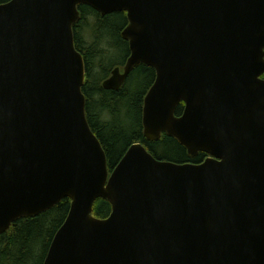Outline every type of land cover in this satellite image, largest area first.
Here are the masks:
<instances>
[{"label":"water","instance_id":"1","mask_svg":"<svg viewBox=\"0 0 264 264\" xmlns=\"http://www.w3.org/2000/svg\"><path fill=\"white\" fill-rule=\"evenodd\" d=\"M79 4L126 11L144 63V135L175 136L199 164L134 143L110 173L86 117ZM264 0H10L0 4V233L71 199L43 264H264ZM185 103L181 116L175 111ZM98 198L112 212L93 215Z\"/></svg>","mask_w":264,"mask_h":264},{"label":"trees","instance_id":"2","mask_svg":"<svg viewBox=\"0 0 264 264\" xmlns=\"http://www.w3.org/2000/svg\"><path fill=\"white\" fill-rule=\"evenodd\" d=\"M8 1L0 0V4ZM78 9L80 18L73 32L75 46L85 62L82 91L86 98V117L105 150L109 172L134 143H142L159 160L177 164L204 162L208 153L191 156L179 139L166 132L153 141L145 137L144 101L157 77L153 66L140 63L119 89L104 87V81L115 68L123 70L131 54L129 40L123 36L129 25L127 12L102 14L88 4H79ZM184 109L185 103H179L176 116H181ZM71 202L65 197L36 216L15 220L8 230L0 233V264H43L55 234L69 214ZM111 212L109 200L98 198L95 201L94 216L106 218Z\"/></svg>","mask_w":264,"mask_h":264}]
</instances>
